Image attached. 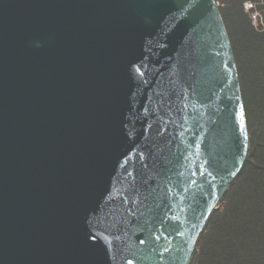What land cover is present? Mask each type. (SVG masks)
I'll use <instances>...</instances> for the list:
<instances>
[{"label":"water","instance_id":"1","mask_svg":"<svg viewBox=\"0 0 264 264\" xmlns=\"http://www.w3.org/2000/svg\"><path fill=\"white\" fill-rule=\"evenodd\" d=\"M247 147L215 0H0V264H188Z\"/></svg>","mask_w":264,"mask_h":264},{"label":"trees","instance_id":"2","mask_svg":"<svg viewBox=\"0 0 264 264\" xmlns=\"http://www.w3.org/2000/svg\"><path fill=\"white\" fill-rule=\"evenodd\" d=\"M215 2L235 61L248 147L188 264H264V0Z\"/></svg>","mask_w":264,"mask_h":264},{"label":"built area","instance_id":"3","mask_svg":"<svg viewBox=\"0 0 264 264\" xmlns=\"http://www.w3.org/2000/svg\"><path fill=\"white\" fill-rule=\"evenodd\" d=\"M246 5V7H250L251 6V4H245Z\"/></svg>","mask_w":264,"mask_h":264},{"label":"rangeland","instance_id":"4","mask_svg":"<svg viewBox=\"0 0 264 264\" xmlns=\"http://www.w3.org/2000/svg\"><path fill=\"white\" fill-rule=\"evenodd\" d=\"M246 4H249V3H246Z\"/></svg>","mask_w":264,"mask_h":264}]
</instances>
